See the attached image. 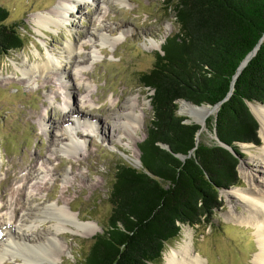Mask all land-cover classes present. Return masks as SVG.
Returning <instances> with one entry per match:
<instances>
[{
    "label": "rangeland",
    "instance_id": "rangeland-1",
    "mask_svg": "<svg viewBox=\"0 0 264 264\" xmlns=\"http://www.w3.org/2000/svg\"><path fill=\"white\" fill-rule=\"evenodd\" d=\"M58 1L0 0L9 12L6 21L23 23L25 37L22 48L0 57V194L5 196L0 199V222L3 217H12L14 207L17 210L7 222V230L1 231L5 223H0V245L5 242V230H18L17 218L23 206L45 205L59 198L60 205L68 202L79 219L93 221L99 229L92 237L64 230L60 238L67 248L53 261L42 258V254H31L25 261L21 254L6 253L0 257V264H83L94 236L108 223V197L116 164L140 167L139 144L152 115L150 103L147 106L144 102L150 100L152 90L142 86L138 76L152 66L165 37L177 30L173 10L166 8L164 0H70L79 4L68 10L65 20L38 27L36 16L47 12L54 15ZM70 41L77 55L84 58L80 59L81 67H74L73 57H67L65 46ZM84 42L87 45L82 46ZM48 56L58 59L60 70L51 67L22 75L21 69L42 63ZM134 95L142 102L143 115L136 131L138 138L129 148L119 141L123 131L120 118L125 98ZM64 102L70 107L69 116L63 112ZM180 103L178 112L193 120L189 112L180 110ZM215 113L212 108L204 121ZM74 119H89L98 123L101 131L93 132L95 125L81 121L76 127L84 141L77 143L75 152L54 149L60 140L68 141ZM203 126L198 139L216 142L205 123ZM260 130L264 134L259 124V145H240L239 183L220 192L222 205L212 224L181 225L177 237L165 244L160 264H166L165 256L181 244L202 264H253L254 256L264 253L255 228L237 219L248 213L240 193L263 181L264 174L257 172L264 155ZM54 139H59L58 144L54 145ZM246 173L255 174V179L249 180ZM249 191L253 192L251 188ZM46 221L25 228L26 238L31 242L37 235L43 238L42 232L51 229L48 223L53 222L51 218Z\"/></svg>",
    "mask_w": 264,
    "mask_h": 264
},
{
    "label": "trees",
    "instance_id": "trees-1",
    "mask_svg": "<svg viewBox=\"0 0 264 264\" xmlns=\"http://www.w3.org/2000/svg\"><path fill=\"white\" fill-rule=\"evenodd\" d=\"M164 3L173 10L177 30L138 76L152 90L140 167L116 164L108 223L94 236L83 264H160L165 244L181 225L212 224L222 205L220 192L239 183L240 145L260 144L259 123L247 103H264V0ZM8 15L0 4V57L25 42L23 23H8ZM257 45L232 84L240 62ZM182 100H223L205 120L216 142L197 140L200 126L178 112Z\"/></svg>",
    "mask_w": 264,
    "mask_h": 264
},
{
    "label": "bare ground",
    "instance_id": "bare-ground-1",
    "mask_svg": "<svg viewBox=\"0 0 264 264\" xmlns=\"http://www.w3.org/2000/svg\"><path fill=\"white\" fill-rule=\"evenodd\" d=\"M78 4L79 3L70 0H59L54 6V9L60 11L56 10V13L54 15H50V12H47L46 14H38L36 16L37 19L35 20V23L38 27L48 24H59L63 19H66L68 10L78 8ZM83 45L87 44L84 42L82 43V46ZM65 49L67 52V57H73L71 60L74 64V67H81L82 64L80 63L82 62V60L80 59L84 58L80 57V55H77L79 54V52L77 51L74 43L71 41L68 42L65 46ZM71 60L68 59V62ZM60 65L61 63L58 61V59H56V57L52 58L48 56L47 60L43 61L42 63H36L29 69H21V73L23 76H28L32 71L42 72L45 70H51V67H55V70H60V68H58ZM83 73L87 74L86 71H83ZM125 102L126 104L124 105L125 108L123 116L122 118H120V120H122L121 123L123 124V131L121 138L119 137V141L122 142L126 147L131 148L130 145L132 143L135 144L134 142L138 138L136 131L139 129V123L143 115V111L141 108L142 102H139L137 95L126 97ZM148 102L149 101L147 100L144 103L148 106ZM63 106V112L67 114V116H69L70 107L68 105V102H64ZM249 106L251 112L259 120L260 127L264 131V104L249 103ZM209 107L210 106L205 105L196 107L186 102L180 103V110L189 112L193 120L198 121H204V119L210 114L212 108ZM70 121H72V118H70ZM81 121L85 125H95V127L93 126V128H91L92 131H97V133H100L101 130L100 125L98 123L93 124L89 119H74L72 124L74 123L75 125L70 126L71 131L69 133L68 141L63 142L62 140H60V144L57 147L53 148L59 151H66L69 153L75 152L77 148V143L84 141L83 139H80L83 134H80V131L76 127V125ZM118 127L120 126L118 125L115 128L116 132H118L117 130H119ZM260 134L264 138V134L262 131L260 132ZM58 140L59 139L53 140L54 145L58 144ZM242 145L247 146L249 144ZM262 164H264V155L261 157L257 168V172H261L264 174V172H262L264 168ZM255 176V174L250 173H246L245 175V177L251 181L255 179ZM262 178L264 181V175L262 176ZM262 182L258 183L257 185L252 183V187L247 188L244 193H240V201L244 202V205L247 206L248 213L246 215L242 213L237 216L238 221H241V223L249 224L250 226L255 228L254 231L258 237V246L260 249H264V186ZM250 188L253 191L252 193L251 191H249ZM247 191L251 195H249ZM4 197V194L1 193L0 199L2 200ZM58 200H60V198L57 199L54 203H49L45 205H35V207L23 206L21 209V215L17 218V221H19L20 224L16 232H12L10 229L6 231L7 227H5L6 225H8L7 222L9 220H12V217H15V213L17 212L16 208H13V214L11 218L3 217V221L0 223H5V225H3V230L1 229V231H4V229H6L3 234V238L6 243L3 241L0 245V257H3L6 253H10L12 255L21 254L22 258L26 261L29 260V256L31 254H42V258L53 261L55 258H60L61 253L65 251V248H67L65 241H62L60 238V235L64 232V230L68 229L72 233L84 237H92L98 231L99 228L96 227V224L93 221L79 219L78 213L74 212L69 207L68 202L66 205H60ZM50 213L52 214L50 215ZM47 218H51L53 221L50 224L48 223L51 229L46 228L44 232H42L44 236L43 238L41 237L42 235H37V237L35 238V242H31L30 240H28L25 236L27 234L25 233L24 229H29L30 227L38 226V224H43L45 223ZM23 220H28L30 223L27 224L26 222H22ZM190 251L191 250L185 244H181L179 249H172L165 256L166 264H202L197 257H192L190 255ZM252 262L253 264H264V253L256 254Z\"/></svg>",
    "mask_w": 264,
    "mask_h": 264
},
{
    "label": "water",
    "instance_id": "water-1",
    "mask_svg": "<svg viewBox=\"0 0 264 264\" xmlns=\"http://www.w3.org/2000/svg\"><path fill=\"white\" fill-rule=\"evenodd\" d=\"M257 48H258V45H257V46H256L251 52H249V53L243 58V60L240 62L239 66H238V68H237V72L234 74V76H233V78H232V84H233L234 80L236 79L237 75L240 73L241 69L246 65V63L249 61V59L255 54ZM232 84H231V85H232ZM230 93H231V92H229L223 100L227 99L228 96L230 95ZM223 100H222V101H223ZM222 101H220V102H218V103H216V104H214V105L207 104V105H205V106H210V107H212V108L214 109L215 112H217V110H218V108H219V105L221 104ZM181 102H186V103H188V104H190V105H192V106H196V107H198V106H202V105H196V104H193L192 102H190V101H186V100H182ZM263 104H264V103H263ZM247 105H248V107H249V109H250L249 103H247ZM250 111H251V110H250ZM252 114H253V113H252ZM253 115H254V114H253ZM254 117H255V116H254ZM255 118H256V117H255ZM256 120L258 121L257 118H256ZM187 121H188V122H194V123H197V124L200 126L199 131L202 130V128L204 127L203 125H204V123H205V121L192 120V119H190V118H188ZM198 134H199V132H197V134H196V135H197V140H198ZM215 138H216V137H215ZM219 144H220L221 146L226 147L227 149H230V150H231V148L228 147L226 144H224V143H222V142H219ZM160 145H161V147L168 149V146H167V145H164V144H160ZM180 157L183 158V156H180Z\"/></svg>",
    "mask_w": 264,
    "mask_h": 264
}]
</instances>
